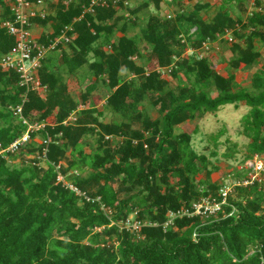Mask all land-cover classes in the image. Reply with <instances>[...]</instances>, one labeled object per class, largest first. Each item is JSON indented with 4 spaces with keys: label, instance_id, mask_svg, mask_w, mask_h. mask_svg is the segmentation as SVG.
Listing matches in <instances>:
<instances>
[{
    "label": "trees",
    "instance_id": "16d2710c",
    "mask_svg": "<svg viewBox=\"0 0 264 264\" xmlns=\"http://www.w3.org/2000/svg\"><path fill=\"white\" fill-rule=\"evenodd\" d=\"M15 1L0 0V59ZM22 1L34 16L11 25L41 27L47 53L27 85L0 67V264H264V172L244 166L264 155V0ZM240 104L238 138L201 132ZM202 200L220 207L196 214Z\"/></svg>",
    "mask_w": 264,
    "mask_h": 264
},
{
    "label": "rangeland",
    "instance_id": "374dc122",
    "mask_svg": "<svg viewBox=\"0 0 264 264\" xmlns=\"http://www.w3.org/2000/svg\"><path fill=\"white\" fill-rule=\"evenodd\" d=\"M214 1L215 0H212L211 3H213ZM217 1H219V0H217ZM134 3H135V1L132 0L131 5L133 6ZM13 5L15 6V2ZM44 7L46 8V6H44ZM40 31H41V27L36 26V28H34V30L31 31L32 38H38ZM45 55H46V53H45ZM212 57H213V59L214 58L217 59L219 57V50L216 52H212ZM217 64H218L217 70L222 71L223 68L225 67V62L224 61H222L220 63L217 62ZM244 73H245V75H243ZM250 73H251V71L248 70V68L241 69L238 72H235L236 80L239 82L242 81V85L244 86L245 84H248V83H246V81H248V79L250 77ZM89 84H91V83H89ZM97 93L99 96L103 97L104 96L103 93H105V91H103V93L100 91H97ZM93 99H94L93 101L97 104L101 105L102 103H104L103 100H101L100 103L98 101H96V96L94 93H93ZM247 111H248L247 106H245L243 104H240L238 108H235L232 105H225L218 112H216V114H206L203 117V119L201 121H199V125L201 127V132L202 133L213 132L218 126H220L221 124H224L226 126L229 134L233 138H238V134L236 133V131H237V128L239 127V120L244 114L247 113ZM154 116H155V114H154ZM194 125H195V122H189V123L186 122V123L181 124L179 127L182 130H184V129L186 130V128L190 129V126L193 127ZM195 137H194V140L192 142L193 146L197 147V148H201L202 145L198 141L199 138L198 137L195 138ZM261 160L264 163V157ZM256 162L255 163L247 162L246 163L247 167L246 166L245 167L246 168L252 167L254 169L258 165V162L257 163ZM225 165H226L225 162L220 163V166H221L220 167V175H219V178L217 179V182L218 181L223 182V184H225V186L228 187V186H231L232 182H234V178L232 175L228 176L227 170L230 168L225 167ZM212 177L213 178L215 177L214 179H216L217 174H213Z\"/></svg>",
    "mask_w": 264,
    "mask_h": 264
},
{
    "label": "built area",
    "instance_id": "2783aa9c",
    "mask_svg": "<svg viewBox=\"0 0 264 264\" xmlns=\"http://www.w3.org/2000/svg\"><path fill=\"white\" fill-rule=\"evenodd\" d=\"M16 12L18 14V18H20L21 20H24L25 15L24 14V5L25 3H23L22 0H16ZM29 15L33 16L34 13L32 11H29ZM6 26L8 27L9 33L11 35H13L16 40H17V45L13 48V52L18 53L20 55V59L19 61L22 60V65L20 64L18 66V71L21 73V78H22V83L27 85L31 82L32 80V76L28 73L27 68L23 65V62L31 59V67L35 68L38 67V59H40L44 53V49L43 47H38V46H34L33 48H35V53H36V57L31 58V49L30 46H28V40H27V35L25 33H23L21 30L14 28L12 25H9L8 23L6 24ZM64 40H67L66 38H63ZM60 39L55 40L53 46H55L57 43H59ZM52 46V47H53ZM3 66L6 67H11L14 68L16 67V62L14 63V61L11 58H6L3 60L2 62ZM35 87H38L39 83L37 81L34 82ZM16 113L20 114L21 113V108L17 107L16 109ZM28 141V135L25 134L22 136V138L20 140L15 141L14 143H12L7 149H3L4 151H14L18 145L25 143ZM2 150V151H3ZM222 195H225V191L222 193ZM195 208V212L198 213H212L215 210L218 209L217 207V203L210 205L208 202H202V203H198L196 205H194Z\"/></svg>",
    "mask_w": 264,
    "mask_h": 264
},
{
    "label": "clouds",
    "instance_id": "9594fccd",
    "mask_svg": "<svg viewBox=\"0 0 264 264\" xmlns=\"http://www.w3.org/2000/svg\"><path fill=\"white\" fill-rule=\"evenodd\" d=\"M115 3H118V2H120V1H122V0H113ZM106 4V0H90V2H89V5L86 7V8H84L85 9V11H92L93 9H94V7H96V6H99V5H105ZM125 5H127L128 6V1L127 0H125ZM13 7V10L16 12V2H15V6L13 5L12 6ZM44 8V9H43ZM35 11H40L41 10V16L42 17H44L45 16V12H47V8H45L44 7V5H42L40 2H38V8H36V9H34ZM33 13H34V11H32ZM29 10L27 11V12H25L24 11V14L23 15H25V18H24V20H21L20 18H18V14H17V12H16V14H14L15 15V18H14V20L13 21H4L3 22V27H6V24L8 23L9 25H11L12 23L13 24H15V23H18V22H21V26H19L18 28L19 29H22L23 28V26L24 25H26L27 23V19L28 18H30V15H29ZM34 16V15H33ZM2 24V23H1ZM34 29H32V31H33ZM23 33H25L26 35H27V40H28V43L30 42V40H32L33 41V44L30 46V49L32 50L33 49V47L35 46H38V47H43V49H44V53H43V55H42V57L43 56H45V53H47V48L45 47V46H43V45H38L35 41H36V38H32V36H31V32H28L27 30H21ZM11 35V34H10ZM13 38H14V45L12 46V48H11V50H10V54L8 55V56H6L5 58H2V59H0V60H4V59H6V58H11L13 61H14V63L16 62V67H14L13 69L14 70H16V72L17 73H19V75H20V78H21V73L18 71V66L22 63V60L21 61H19V59H20V55L18 54V53H15V52H13L12 50H13V48L17 45V40H16V38L13 36V35H11ZM63 38H66L67 40H64ZM57 39H60L59 40V43L61 42V41H63L64 43H67V42H69V38L66 36V35H64V34H62L61 36H60V38H57ZM56 39V40H57ZM62 43V42H61ZM60 43V44H61ZM58 44V43H57ZM29 46V45H28ZM53 44L50 46V47H48L49 49H53V48H55L56 47V45L55 46H53ZM35 49V48H34ZM32 52V51H31ZM35 53V52H34ZM31 55V54H30ZM33 57H36V54H33V56L31 55V58H33ZM42 57L40 58V59H42ZM40 59H38V67H39V65H40ZM31 59H28V60H26V61H24L23 62V65L27 68V70H28V73L31 75V76H33L32 75V71L33 70H36L37 69V67H35V68H32L31 67V61H30ZM22 65V64H21ZM0 67L1 68H3V70H6L7 68H11V67H6V66H3L2 64H1V61H0ZM22 79V78H21ZM263 157H264V155H262V156H254V158L252 159V160H249V161H247V162H251V163H255L256 161L258 162V165L256 166V168H252V167H248V168H246V169H251V172L248 174V176H251V179L253 180L254 178H258L259 176H260V174L261 173H263L264 172V163L262 162V160L261 159H263ZM246 162V163H247ZM256 162V163H257ZM246 163H245V165L244 166H246ZM247 167V166H246ZM248 182L247 181H245V182H243V184H247ZM227 190H229V186L228 187H223V189L221 190V192L223 193L224 191H225V193L227 192ZM221 193V194H222ZM223 196V195H222ZM224 197H225V195H224ZM202 202H208V203H210V205H212V204H215V203H217V202H214V203H211V202H209V201H207V200H202ZM202 202H200V203H202ZM198 204V203H197ZM196 205V204H195ZM217 207H218V209H219V203H217ZM217 209V210H218ZM217 210H215V211H217ZM194 211H195V208H194ZM214 211V212H215ZM196 213V212H195ZM197 214V213H196ZM198 214H201V215H204V214H202V213H198ZM133 227H138L139 226V224L136 222V223H133V225H132Z\"/></svg>",
    "mask_w": 264,
    "mask_h": 264
}]
</instances>
